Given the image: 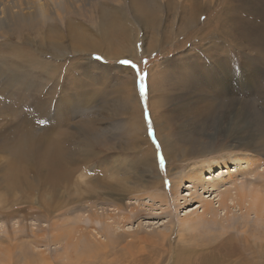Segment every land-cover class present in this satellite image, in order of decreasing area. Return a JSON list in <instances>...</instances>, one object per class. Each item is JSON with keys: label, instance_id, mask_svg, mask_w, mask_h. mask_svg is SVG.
I'll use <instances>...</instances> for the list:
<instances>
[{"label": "rangeland", "instance_id": "obj_1", "mask_svg": "<svg viewBox=\"0 0 264 264\" xmlns=\"http://www.w3.org/2000/svg\"><path fill=\"white\" fill-rule=\"evenodd\" d=\"M194 1L186 12L160 0L93 4L81 30L94 45L72 33L50 72L26 67L11 84L0 76V264H254V253L240 254L250 242L264 264V208L249 218L237 209L238 231L233 213L224 229L179 226L192 205L176 210L173 175L213 155L251 153L239 138L264 139V44L252 25H264V0L218 1L203 16L191 14ZM21 41L0 46V72L16 46L46 52L37 36ZM21 146L26 161L13 154ZM255 154L257 178L237 175L248 190L264 183L263 148ZM111 196L123 211L107 210Z\"/></svg>", "mask_w": 264, "mask_h": 264}, {"label": "bare ground", "instance_id": "obj_2", "mask_svg": "<svg viewBox=\"0 0 264 264\" xmlns=\"http://www.w3.org/2000/svg\"><path fill=\"white\" fill-rule=\"evenodd\" d=\"M103 1L107 4L115 0H0V46H5V42L10 41V36L17 38L20 42L22 39L28 40L30 36L34 35V37L37 36L40 38V41L37 43V45H34L35 49L46 51L45 53L41 52L38 58H34L30 54H27L26 50H23L21 46H16V48L12 50L10 49L8 52L10 54L9 58L7 56L1 57V60L5 58L6 61L3 70L0 72V76H3L4 79L7 80V83L11 84L15 83L16 77H21L18 73V70L26 67V69L37 67L40 70L43 67L45 72H50V68L55 67V63H53V61H57L59 58L64 57L63 50L66 43H64L63 40H65V36L68 38L72 33L73 35H79V39H77V41L82 42L84 47H90L91 45H94L91 42V37L83 35L85 31L84 29L91 28L86 27L87 23L84 22V20H86V18H92V5L95 4V6H97V4H101L100 2ZM186 1L187 0H184L181 3V0H160L161 3L159 5L162 8L163 2H166L167 5L172 2L175 3V11H178L180 8L183 10L182 12H184L186 10L185 8H187L185 7ZM218 1L220 3L222 2V0H195L191 5L193 10H189L191 14H195L194 16H203ZM107 16L110 17V13ZM252 25L262 33L258 37L261 40L259 42L264 44V25L256 22H252ZM110 29L113 30V27ZM80 32H82V35H80ZM244 35L246 36V34ZM48 37H51V39L47 40ZM128 49L130 50V48ZM47 55H51L52 64L49 63L50 60L46 59ZM26 69L21 70V72L25 71ZM35 77L36 76L25 74L22 81H27ZM1 92L2 91L0 90V93ZM204 107L205 108L198 114V117L201 115L203 116V114L211 108V106L208 104ZM139 121L133 127V130H136L135 133L142 135L140 125L138 124ZM26 141H30L29 137H27L24 142ZM259 144L261 145L258 146ZM239 146L244 150L250 151L252 154L247 152L245 154L234 153L230 155H213L212 157L205 158L201 162L196 163V165L193 166L188 172H181L173 175L171 182V195L177 208L176 210H180L181 208L188 209L190 205H192L188 214H185L183 218H179V226L181 231L184 229L194 231L200 228H208L211 225L219 226L224 229L225 227L222 223L226 221L229 223V215H232V213L233 219L237 222L234 223L236 225L232 226V228L238 231L239 229L237 228V225L239 219L237 218L238 215L235 213L237 212V209L241 215L243 213V215L248 218L252 214L256 216L258 215L259 217L260 212L264 208V197L262 196L261 192L264 191V183L261 181L262 184H259L260 186L254 185L255 183L251 185L249 184L250 186L248 190V184H246L247 180L243 183L240 182L239 184L237 181V175L246 173V175L257 178L258 174L256 173V170L253 169L256 165H258V163L261 162V158L259 159V156L255 153L261 154L262 148L264 150V139H260L257 135L251 134L248 135L247 139L245 138L240 140L239 138ZM26 147L21 146L14 149L13 154L17 157H15L17 160H27L31 150L26 149ZM231 147H233V145ZM236 148H238V146H236ZM64 157L66 158V155ZM243 165L244 168L240 169L243 167ZM233 166L236 167L235 170L231 169ZM216 172L219 173L215 176ZM260 180L264 181V175H261ZM152 196L159 200L158 203L161 202V204L164 203L166 205L170 202L168 193L154 192L152 193ZM116 200L115 197L112 196L111 198H107V208H109L107 210L123 209L117 208L121 207V205L116 203ZM247 201H249V203H247ZM90 217L92 219L99 218V216L96 214H93ZM100 223L103 222L96 221V224ZM111 227L112 226L109 225L110 229ZM110 241L108 240V243ZM255 244L250 242L249 245L244 246V248H240L241 259H243L244 253L246 258L247 255H253L252 253H254L256 258V263L254 264H263L257 261L259 256L257 255V250L256 252L254 251ZM247 248L251 249L252 251H249Z\"/></svg>", "mask_w": 264, "mask_h": 264}, {"label": "snow or ice", "instance_id": "obj_3", "mask_svg": "<svg viewBox=\"0 0 264 264\" xmlns=\"http://www.w3.org/2000/svg\"><path fill=\"white\" fill-rule=\"evenodd\" d=\"M97 59H100V58L97 57ZM120 63L129 65V66H131L133 68H136L137 67L134 63H132V61L127 60V59H124V60L120 61ZM143 80H144V76L143 75H140V81H141V83H140V90H141V94L144 93ZM145 116L147 118L148 117V114L145 113ZM148 131H149V135H151L152 134V130H151V122H150V120H149V130ZM159 164H160V167L161 168H164V166H165V160H164L163 156H160L159 157ZM167 183H168V181H165V184H167Z\"/></svg>", "mask_w": 264, "mask_h": 264}]
</instances>
